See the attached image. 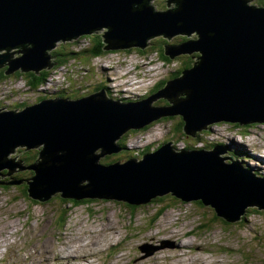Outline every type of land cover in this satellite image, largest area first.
Segmentation results:
<instances>
[{
    "label": "water",
    "instance_id": "obj_1",
    "mask_svg": "<svg viewBox=\"0 0 264 264\" xmlns=\"http://www.w3.org/2000/svg\"><path fill=\"white\" fill-rule=\"evenodd\" d=\"M151 1L0 0V50H6L0 66H7L6 74L49 68L52 55L44 49L97 29H105L108 50L143 49L155 35L179 33L188 38L165 45L164 54L198 53L180 76L139 100H114L101 88L78 98H43L19 111L0 108V171L22 168L8 157L17 148H39L27 167L34 171L27 180L33 199L60 191L76 200L143 203L170 192L210 204L228 221L240 219L248 206L264 209V177L220 155L228 150L224 145L175 152L167 141L140 160L100 162L121 150L118 140L126 130L164 116L182 117L191 136L213 121L264 122V6L166 0L168 8L158 10ZM16 46L22 54L12 57L8 50ZM159 98L168 103L154 104Z\"/></svg>",
    "mask_w": 264,
    "mask_h": 264
},
{
    "label": "rangeland",
    "instance_id": "obj_2",
    "mask_svg": "<svg viewBox=\"0 0 264 264\" xmlns=\"http://www.w3.org/2000/svg\"><path fill=\"white\" fill-rule=\"evenodd\" d=\"M249 3L259 5L256 0ZM150 4L158 10L168 8L166 0H152ZM104 31L93 32L104 34ZM85 35L66 42H70L67 44L72 45L74 52L80 51L90 45V40L82 37ZM160 35L148 40L144 52L132 46L130 51L113 49L100 57L74 53L69 64L56 67V73L47 76L37 89H30L23 77L9 72L0 82V108L19 111L43 98H78L104 87L114 100L148 97L152 94L149 90L157 83L164 80L165 86L181 75L173 76L186 58L181 53L171 61L160 59L155 50L158 48L154 47L161 43L170 46L182 38L179 33L170 37ZM160 38L164 42L150 41ZM56 43L54 47L64 42ZM53 48L44 49L45 54L51 56ZM21 49L16 46L8 52L17 57L22 54ZM61 90L65 92L62 95L57 93ZM158 100L153 103L163 104L157 103ZM178 117L145 123L137 131L126 130L123 134L128 149H121L111 157L124 162L129 160L128 152L132 150L140 160L167 141L175 152L212 150L215 145H224L228 150L220 155H233L237 161L244 159L240 162L243 167L264 177V122L234 125L237 122L213 121L191 136L183 130L175 131ZM192 143L196 145L188 146ZM233 150L241 153L235 154ZM22 156L23 152L17 148L8 157L23 166ZM26 174L14 167L9 174L0 173V180L7 178L10 182L12 176L26 178ZM19 185L0 186V264H264V209L256 205L245 208L240 219L228 221L217 215L210 204L173 199L171 194L135 205L128 212L114 198L98 197L92 202L70 204L60 191L44 200L35 198L34 202L26 194L24 184ZM162 207L165 210L151 224L154 211ZM62 209L67 210L66 222L60 227Z\"/></svg>",
    "mask_w": 264,
    "mask_h": 264
},
{
    "label": "trees",
    "instance_id": "obj_3",
    "mask_svg": "<svg viewBox=\"0 0 264 264\" xmlns=\"http://www.w3.org/2000/svg\"><path fill=\"white\" fill-rule=\"evenodd\" d=\"M256 1H257V3L260 6H264V0H256ZM171 5H175V4L174 3H171ZM82 37L88 38L90 40V45L87 48H83L80 51L74 52V50H72L73 48H71L72 45L71 44H67V43H70V42L62 41L64 43H60L57 47H54L50 51L51 52V55L53 56L52 59H54V60L51 59V62L53 63V65L51 67L44 68V69L40 70L39 72H35V71H31V70H29V71L16 70L14 73L15 74H18L21 77H23L26 85L30 89H37V87L39 85H42L40 83H42L47 78V76H49L51 73H53V74L56 73V71H57L56 67L69 64L70 63V59L73 58V55H75L77 53H88L92 57H100V56H104L107 52H110V50H105L104 49V47L106 46V44H105L104 39H103V34H101V33L98 34V33H94L93 32L91 34H87V35L82 36ZM187 38H188L187 36L182 35V38L176 39V41H178V42L174 41V43H171V44L179 43L180 41L185 40ZM150 41H152L153 43L164 42V38L151 39ZM161 45L163 47H161ZM154 48H158V49H155V50H156L157 55H158V57L160 59H162L164 61H171L170 58H169V56H167V55L164 54V50H163L164 43H161L159 45V47H154ZM131 49L132 48H128V49H118V50L119 51H121V50L130 51ZM118 50H115V51H118ZM137 50L140 51V52H144L143 49H138L137 48ZM197 56H198V53L197 52H193L191 54H186V58L183 61L182 68L179 69V70H177L173 74V76H176V75L181 74L182 71L185 68H188L191 65H193L195 63V61H197ZM5 70H6V66H2V67L0 66V82L3 81L8 76L5 73ZM163 85H164V80H162L161 82L157 83V85L155 87L151 88V90H149L150 91L149 93H152V92L157 91ZM59 92L62 93V90L59 91ZM39 99H41V98H39ZM119 100H122V101H131L130 99H127V98H124V97L123 98H119ZM162 102H163V104H167L168 101L166 99H164V98H161L160 100L157 101V103H162ZM173 118H174V115H172V116H164V117H161L160 119L169 120V119H173ZM234 125H239V124L236 123ZM137 129H142V128H137ZM137 129L136 128L135 129L132 128V129H129L128 132L129 131H137ZM174 129H175L176 132H182V130H183V120L181 119V117H178V121L176 122V126H175ZM182 135H184V134H182ZM185 135H187V134H185ZM199 136H197L195 140H198V137ZM188 137H190V136H188ZM126 139H127L126 134H123V136L118 140V145L121 146V149L122 150L128 149L127 146H125L126 145ZM195 143H192V145H188V146L196 145ZM19 148H20V151L23 152V156H22L23 158L22 159L25 160V164L23 162L22 168L19 167L18 169L25 171L27 173L26 174L27 177L26 178H22V177H16V176L14 177V176H12L11 178H13L14 180L12 179L11 181L20 180V181H16V182H11V181L9 182V180L7 178H5V180L2 179V180H0V186L3 187V188H7V186L9 184H15L16 186L19 183H20L19 186H21L22 184H24L23 187H24V190H26V194H27V192H28L27 191V188H28L27 180L29 178H31V176L34 174V171L32 169L27 168V167L31 163H33L36 160V158L38 157V150H39V148H32V149H28V150H26L24 147H19ZM232 152L233 153L236 152L235 154L241 153V152H238L237 150H233ZM128 153H129V158L130 157H136L135 155H137V153L133 154V151L132 150H129ZM113 154H116L117 155V153H113ZM109 157H111V154L110 155L106 154V156H102L100 158V162L102 161L101 163L107 164V163H110V162L120 161V160H115L116 157H111V158H109ZM6 172H7V169L6 168L5 169H2L0 171V173H2V174H6ZM159 197H164V195L153 197V198L150 199V201L158 200ZM174 197L175 196H173V199H174ZM31 199L34 202L37 201V200H35L33 198H31ZM65 199H68L69 200L68 202L70 204H79L81 201H84V200H87V202H92V201H94L95 199H98V198H89V197H87V198H83V199H80V200H76V199H73V198H65ZM177 199H179V198H177ZM117 201H119V204L123 205L124 208H127L126 211H128V212L131 211V210H134L135 205H139L141 203V202H139V203H129V202L122 201V200H117ZM195 202H197L198 204L202 203L200 200H195ZM164 210H165V207H162V208H159L157 211H154V213H153V215H152V217L150 219L151 224H153L154 221L156 219H158V217L162 214V212ZM66 211H67L66 209H62V212H60V214H59V217H60V227H61L62 223H65L66 222V219L64 218ZM129 220H130V222L133 221L132 218H131V216H130Z\"/></svg>",
    "mask_w": 264,
    "mask_h": 264
},
{
    "label": "bare ground",
    "instance_id": "obj_4",
    "mask_svg": "<svg viewBox=\"0 0 264 264\" xmlns=\"http://www.w3.org/2000/svg\"><path fill=\"white\" fill-rule=\"evenodd\" d=\"M110 50H113V49H110ZM109 98H112V97H110V96H108ZM163 144H165V143H161L160 144V146H162ZM136 158V157H135ZM12 172V171H11ZM12 175V174H11ZM6 254V253H5ZM48 259V258H47Z\"/></svg>",
    "mask_w": 264,
    "mask_h": 264
},
{
    "label": "clouds",
    "instance_id": "obj_5",
    "mask_svg": "<svg viewBox=\"0 0 264 264\" xmlns=\"http://www.w3.org/2000/svg\"><path fill=\"white\" fill-rule=\"evenodd\" d=\"M79 37V36H78ZM75 38H77V37H75ZM75 38H72V39H69V40H65V41H70V40H73V39H75ZM175 58V57H174ZM170 59H173V58H170Z\"/></svg>",
    "mask_w": 264,
    "mask_h": 264
},
{
    "label": "flooded vegetation",
    "instance_id": "obj_6",
    "mask_svg": "<svg viewBox=\"0 0 264 264\" xmlns=\"http://www.w3.org/2000/svg\"><path fill=\"white\" fill-rule=\"evenodd\" d=\"M153 88V87H152ZM162 101V100H161Z\"/></svg>",
    "mask_w": 264,
    "mask_h": 264
}]
</instances>
